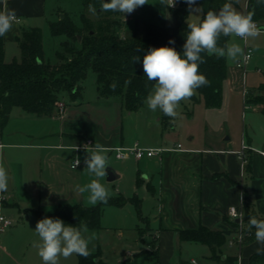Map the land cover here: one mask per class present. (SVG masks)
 Masks as SVG:
<instances>
[{
  "label": "crops",
  "instance_id": "0c3cea01",
  "mask_svg": "<svg viewBox=\"0 0 264 264\" xmlns=\"http://www.w3.org/2000/svg\"><path fill=\"white\" fill-rule=\"evenodd\" d=\"M157 3L152 6V11L155 10ZM5 9H15L17 16L22 18V21H16L12 30L3 36L6 56L8 46L18 44L15 38L21 34L22 29L36 26L33 21L47 15V3L46 0H0V11ZM248 97L249 95L244 94L246 103H249ZM201 103L203 102L197 104ZM258 106L263 108L260 103ZM58 108L53 115H38L26 111L21 106H14L8 122L4 127L0 126L2 143L0 165L7 170L9 176L7 191L0 192V213L14 221L12 226L3 231L4 233H0V264H43L38 255L37 245L40 240L35 232L36 223L40 220L39 213H51L58 205L64 203L82 204L63 198L57 199V149L70 148L78 152L85 149L78 146L87 139L93 140V148L97 144L105 150L115 147L109 143V137L103 141L93 129L90 130L91 125H87L81 119L82 111L78 107L69 109L66 104L62 112L58 111ZM161 113L158 110V122H162ZM57 120H60L59 123ZM254 142L253 138L247 139L242 136L237 148L208 146L204 149L184 147L179 142L182 150H166L153 157L141 159L126 158L134 159L135 165L132 168L131 165L123 163L116 167L120 175L117 179L125 175L126 171L133 172L136 179L134 195L141 200V207L143 199L147 197L156 201L157 210L148 215L142 212V216L138 213V220L134 226L138 230V246L126 253L118 262L140 252L144 240L139 227L146 222L145 226L155 238L154 245L158 248L160 264H181L182 261L185 264H226L228 256L236 257L234 264H249L250 256L264 245L258 244L255 237L247 240L245 238L243 250L239 254L236 246L228 244L229 239L235 236L239 225L236 222L237 218L229 214V208L244 199V228L247 211L250 217L264 219V143L258 145ZM179 143L167 148H174ZM243 143L250 146L247 150L248 162L244 173L238 153ZM86 152L88 153L87 150ZM76 158L77 155L70 166ZM82 163L80 160L77 167ZM217 174L218 177H215ZM138 179L140 184H137ZM141 188L146 193L145 198L139 196L138 190ZM116 192L127 198L134 196L126 195L120 189ZM245 193L248 196L247 206ZM44 199L47 202H44ZM129 203L132 202L113 206L123 210ZM202 224L229 233L225 248H222V259L214 258L207 244L180 239L179 229L195 228ZM103 228L102 225L100 229ZM119 232H124L120 226ZM99 247L97 246L95 251H98ZM191 249H198L202 253L201 256L189 257ZM101 257L105 260L102 251ZM146 257V255L137 257L135 262L137 264L150 262L151 260L144 261ZM170 257L174 258L173 262L168 260Z\"/></svg>",
  "mask_w": 264,
  "mask_h": 264
},
{
  "label": "trees",
  "instance_id": "16d2710c",
  "mask_svg": "<svg viewBox=\"0 0 264 264\" xmlns=\"http://www.w3.org/2000/svg\"><path fill=\"white\" fill-rule=\"evenodd\" d=\"M228 0H198L202 6V18L209 10L218 12ZM97 9V20L89 14V4ZM101 0H84V9L80 21L74 20L67 13L56 21H49L54 35L63 36L59 49L56 51L57 61L47 62L44 57L42 30L38 26L25 27L16 41L21 51L20 59L10 62L5 60V40L0 36V126L8 122L14 106H21L30 113L38 115H53L60 104V93L66 91L72 100L83 95L82 82L88 70L96 72L98 91L101 96L117 95L122 98L125 108L129 111L139 109L145 102L148 93L153 89L154 81H149L143 73V55L153 47H174L183 55V45L189 29L188 17L191 11L184 0H178L176 8L168 7L158 2L152 16L156 20L136 17L135 27L127 35H122L120 21L112 18L115 12H99ZM255 8L254 20L262 26L264 24V4H256V0H248L247 12ZM169 10L175 16L176 23L169 26L165 23V14ZM246 12V13H247ZM200 20V21H201ZM78 35L81 38H78ZM230 37L221 35L218 46L223 47ZM174 40V44H169ZM140 49V51H138ZM205 63L199 65V72L207 77L210 85L196 90L189 100L194 104L203 102L208 108H219L223 101V83L227 76L228 63L226 58L208 56L201 53ZM140 56V62L135 63L133 57ZM130 80V84L125 81ZM115 82L113 90L110 85ZM260 89L264 91V82ZM249 103H260L264 111V94L257 99L247 98ZM161 120L165 126L170 122L169 117L161 113ZM218 177V174L215 175ZM140 184V179L137 180ZM245 193V203L248 196ZM128 201L135 204L139 215L142 216L141 200L136 196L125 197L123 194L109 196L107 204L83 205L80 203H64L51 212H40V220L45 217L59 218L66 225L80 228L86 225L89 229L102 228L101 219L106 205L122 206ZM247 209V207H246ZM248 210V209H247ZM247 211L246 231L249 232ZM144 218V217H143ZM181 240L202 242L207 244L212 256L222 259L223 246L229 239L228 232L212 229L206 225L195 228L179 229ZM255 237V229H252ZM250 233V232H249ZM152 250L140 251L134 256L124 259L117 264H137L135 259L146 255L156 264H160L159 252L156 245ZM264 248V247H263ZM78 264H111L101 257V251H95L88 258L78 256ZM236 257L228 256L226 264H234ZM181 264H185L183 261ZM249 264H264V254L253 253Z\"/></svg>",
  "mask_w": 264,
  "mask_h": 264
},
{
  "label": "rangeland",
  "instance_id": "374dc122",
  "mask_svg": "<svg viewBox=\"0 0 264 264\" xmlns=\"http://www.w3.org/2000/svg\"><path fill=\"white\" fill-rule=\"evenodd\" d=\"M160 0H148L142 7H138L131 14L115 12L112 18L120 21V31L122 35H127L135 27L136 17L143 19L156 20L152 16L153 5ZM47 15L33 22L42 30L44 57L47 62L55 63L57 61L56 51L60 47L63 36L54 35L49 25V21H56L64 13H67L77 22L80 21V15L84 9V0H46ZM239 5H233L237 11L246 14L247 0H239ZM198 6H201L198 4ZM202 8V6H201ZM140 12H142L140 14ZM88 14L95 20L99 16L93 15L90 11ZM202 18V12H191L189 23H198ZM165 23L173 26L176 23L175 16L167 10L165 14ZM238 43L244 48H252L253 54L249 61L246 77L243 76L242 70L237 66V62L227 59L228 71L223 83V101L219 109H209L204 103L197 104L191 100H182L179 103L176 118L169 117L170 122L165 126L163 122H158L156 112L148 109L144 103L139 109L129 111L125 108L122 98L117 95L109 97L101 96L98 91L96 72L89 69L86 78L82 82L84 87L83 95L76 100H72L69 93L62 91L60 93V104L69 109L78 107L82 111V120L91 125L90 130L103 141L110 138L109 143L123 146H134L136 143L142 147L165 148L181 143L184 147H198L204 149L210 148H237L240 145L241 138L244 136L249 139L253 138L254 144L264 143V112L258 106V103H246L244 100V89L247 95L257 99L258 95L264 94L260 85L264 82V34L255 39H249L247 42L238 37H230L228 43ZM15 56L20 59V50L18 44L8 46L5 60L10 62ZM59 104L58 111L62 112ZM60 120H57L59 123ZM93 148V147H92ZM91 148V149H92ZM108 156V164L114 168L120 164L135 165L134 159H120L116 157L115 150H105ZM82 160V164L77 168H71L70 164L74 156ZM89 153L86 149L76 152L74 149L63 148L57 149V199L63 198L70 202H81L85 205H91L88 202V193L80 194L75 190L76 185L84 186L92 179H96L87 173L85 167V157ZM135 174L126 171L120 179L114 181L107 180V175L99 178L109 192V195L118 194L117 189L122 190L126 195H134L136 190ZM139 196H146L143 188L138 190ZM45 198V197H44ZM142 212L151 214L157 210V203L147 197L143 199ZM47 202V200H43ZM58 203V201H57ZM138 220V210L133 203H129L123 210H118L116 206H105L102 215L103 229H89L86 235L96 234L95 240L89 245L90 248L99 247L102 256L111 264H117L129 251L137 248L138 230L134 227ZM142 223L139 229L142 232L143 240L140 251L152 250L155 244V238L152 232ZM119 226L124 232H119ZM131 227V228H129ZM249 238L253 236L252 229ZM4 233V232H3ZM2 233V235H3ZM225 248V246L223 247ZM192 252V253H191ZM198 249H191L189 257L201 256ZM59 263L77 264L76 254L65 259L61 257ZM188 258V257H187ZM150 261L149 257L144 258L146 264H155ZM170 262L174 258L170 257Z\"/></svg>",
  "mask_w": 264,
  "mask_h": 264
},
{
  "label": "clouds",
  "instance_id": "9594fccd",
  "mask_svg": "<svg viewBox=\"0 0 264 264\" xmlns=\"http://www.w3.org/2000/svg\"><path fill=\"white\" fill-rule=\"evenodd\" d=\"M168 7H175L177 0H166ZM191 12H202L198 6V0H184ZM239 0H228L218 12L209 10L204 18L198 23H188L189 32L183 45V55L174 47L162 46L150 48L142 59L144 75L149 81H154L153 89L145 98L148 109L152 112L161 111L164 115L176 118L179 113L177 108L180 101L190 99L195 95L196 90L210 85L207 77L199 72V65L205 63L201 53L206 52L208 56L226 58L233 62H245L250 58L244 48L238 43H226L223 47L218 46L221 35L224 37H238L247 42L264 34V26H258L254 21L255 8L246 14L237 11L233 3ZM148 0H101L99 12H120L131 14L138 7L144 6ZM165 3V0H161ZM256 4H264V0H256ZM89 11L97 14V9L93 4H89ZM17 21L15 9H5L0 11V36L6 35L13 28ZM174 40H169V44H174ZM140 51V49H138ZM140 56L133 57L135 63L140 62ZM131 81H125L130 84ZM110 87L115 90L116 83ZM89 155L85 157L84 163L87 173L94 176L88 184L84 186L76 185L75 190L80 194L88 193V202L95 206L98 203L107 204L109 192L106 187L99 182L107 174L108 156L101 145H95L89 149L84 146ZM80 164L78 158L75 159L73 167ZM7 170L0 165V192L7 191L8 188ZM249 230L255 229V240L258 244L264 245V219L256 217L248 218ZM40 243L38 255L43 264H59L60 258H69L73 254L88 258L95 251V246L89 245L95 240L96 234L86 235L88 228L82 225L80 228L66 225L59 218L45 217L39 220L35 226ZM257 254H264V248H257Z\"/></svg>",
  "mask_w": 264,
  "mask_h": 264
},
{
  "label": "built area",
  "instance_id": "2783aa9c",
  "mask_svg": "<svg viewBox=\"0 0 264 264\" xmlns=\"http://www.w3.org/2000/svg\"><path fill=\"white\" fill-rule=\"evenodd\" d=\"M247 4H248V0H247ZM177 6H178V0L175 4V7H171V8H176ZM17 21H19V22L22 21V18L17 16ZM254 21H256V20H254ZM256 22H257L258 26H261L258 21H256ZM244 51L246 54L250 55V58L246 62L244 60H241L240 62L237 63V66L242 70L243 76L246 77L249 61L252 57L253 50H252V48L246 46ZM244 94H247V91L245 89H244ZM60 105H61V108L64 109L63 104H60ZM0 145H2L1 142H0ZM85 145H88V148H92L93 147V140L87 139L83 144L79 145L78 147L79 148H85L84 147ZM249 148H250L249 145L243 143L241 145V148L238 150L239 157L241 159L242 173H244L245 165L248 162L247 150ZM111 149L115 150L117 158L126 159L129 157H135L136 159H141V158H145V157H153V156L158 155V154H160L166 150H178V149L182 150L183 148H182V145L180 143L174 148H165V147L147 148V147H142L140 144L136 143L134 146L118 145V146L112 147ZM74 162H75V160H74ZM74 162H73V164H74ZM73 164L71 165L72 167H73ZM229 214L234 218L240 219L239 225L237 226V231H236L235 236L230 238L228 241V244L230 246H236L237 247L239 254H240L242 252L243 246L245 244V238L250 235V233L247 232L246 229L244 228V224H243L244 216H245L244 199H241V202L239 204L232 205L229 208ZM13 224H14V221L11 218L0 213V233L5 231L7 228L12 226Z\"/></svg>",
  "mask_w": 264,
  "mask_h": 264
},
{
  "label": "water",
  "instance_id": "95a60500",
  "mask_svg": "<svg viewBox=\"0 0 264 264\" xmlns=\"http://www.w3.org/2000/svg\"><path fill=\"white\" fill-rule=\"evenodd\" d=\"M78 38H81V36L78 35ZM106 171H107V174H106L107 175V180H109V181H114L117 178H119V176H120L119 173L116 171V169L112 165H109L107 167V170ZM236 222L239 223L240 222V219L237 218L236 219Z\"/></svg>",
  "mask_w": 264,
  "mask_h": 264
}]
</instances>
